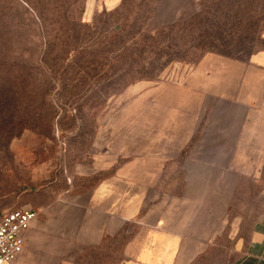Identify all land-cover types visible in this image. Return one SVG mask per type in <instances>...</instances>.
Wrapping results in <instances>:
<instances>
[{"label": "rangeland", "instance_id": "374dc122", "mask_svg": "<svg viewBox=\"0 0 264 264\" xmlns=\"http://www.w3.org/2000/svg\"><path fill=\"white\" fill-rule=\"evenodd\" d=\"M263 36L264 0H0V218L85 195L104 165L165 147L154 136L171 113L142 112L143 88L155 98L208 55L246 62ZM238 193L246 222L264 213V176Z\"/></svg>", "mask_w": 264, "mask_h": 264}, {"label": "crops", "instance_id": "0c3cea01", "mask_svg": "<svg viewBox=\"0 0 264 264\" xmlns=\"http://www.w3.org/2000/svg\"><path fill=\"white\" fill-rule=\"evenodd\" d=\"M263 77L264 49L246 62L208 55L155 98L143 88L142 112L171 113L154 136L167 145L104 165L85 195L31 202L37 218L15 264H197L215 252L219 264H264V213L246 222L234 211L239 189L264 176Z\"/></svg>", "mask_w": 264, "mask_h": 264}, {"label": "built area", "instance_id": "2783aa9c", "mask_svg": "<svg viewBox=\"0 0 264 264\" xmlns=\"http://www.w3.org/2000/svg\"><path fill=\"white\" fill-rule=\"evenodd\" d=\"M37 218L31 208H21L4 214L0 219V264H15L22 254L25 234Z\"/></svg>", "mask_w": 264, "mask_h": 264}]
</instances>
